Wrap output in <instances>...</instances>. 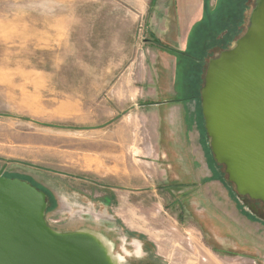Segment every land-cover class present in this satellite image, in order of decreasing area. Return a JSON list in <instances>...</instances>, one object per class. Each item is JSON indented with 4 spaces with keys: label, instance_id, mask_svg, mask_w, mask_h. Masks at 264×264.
Wrapping results in <instances>:
<instances>
[{
    "label": "rangeland",
    "instance_id": "1",
    "mask_svg": "<svg viewBox=\"0 0 264 264\" xmlns=\"http://www.w3.org/2000/svg\"><path fill=\"white\" fill-rule=\"evenodd\" d=\"M255 2L0 0V176L45 193L51 230L98 233L113 264H264V204L215 159L201 108ZM176 95L199 152L163 141Z\"/></svg>",
    "mask_w": 264,
    "mask_h": 264
},
{
    "label": "water",
    "instance_id": "2",
    "mask_svg": "<svg viewBox=\"0 0 264 264\" xmlns=\"http://www.w3.org/2000/svg\"><path fill=\"white\" fill-rule=\"evenodd\" d=\"M249 20L236 44L209 60L201 108L215 159L239 193L264 204V0ZM45 206L30 182L0 176V264H113L94 232L51 230Z\"/></svg>",
    "mask_w": 264,
    "mask_h": 264
},
{
    "label": "crops",
    "instance_id": "3",
    "mask_svg": "<svg viewBox=\"0 0 264 264\" xmlns=\"http://www.w3.org/2000/svg\"><path fill=\"white\" fill-rule=\"evenodd\" d=\"M193 9L191 10L190 14H187L182 19L178 20L176 22V27L173 29L174 33L179 32V29L185 27V25H189V23L196 21L197 18H199L202 15V5L200 1H193L192 2ZM174 33L172 36L174 37ZM178 35V33H176ZM174 78V75H173ZM179 96L176 95L174 98V102L177 107L173 111H170L168 113V116H165L164 119L166 120L167 126L171 127V132L168 134L163 135V141L164 142H175L177 141L179 144H182L184 146H194L193 148L196 149V152H199L200 147V140L201 136L205 137V134H202L199 130H195V116L191 114L188 110H186L187 102L182 97L181 99H178ZM187 97V96H183ZM193 115V116H192ZM197 124V121H196ZM167 135V136H166ZM198 145V146H197ZM164 148V147H163ZM163 151V150H162ZM165 153V151H164ZM201 153V152H200ZM202 153L200 154V156ZM191 158V155L189 154V151H184V156L182 155L181 158ZM196 160L198 163H200V159L198 156L196 157ZM189 164V162H188ZM186 165V164H185ZM206 174H202L198 178H192L193 181H203L206 177ZM186 177H190V174H182L180 173L177 175L174 180L178 182H184L186 180Z\"/></svg>",
    "mask_w": 264,
    "mask_h": 264
},
{
    "label": "bare ground",
    "instance_id": "4",
    "mask_svg": "<svg viewBox=\"0 0 264 264\" xmlns=\"http://www.w3.org/2000/svg\"><path fill=\"white\" fill-rule=\"evenodd\" d=\"M95 234V235H94ZM92 236L99 239V241L103 244L104 243V247L105 250H106V253H107V259L110 260L111 262H113V257H112V254H111V248H109V246L107 245L106 242H104V239L98 234V233H94ZM102 240V241H101Z\"/></svg>",
    "mask_w": 264,
    "mask_h": 264
},
{
    "label": "flooded vegetation",
    "instance_id": "5",
    "mask_svg": "<svg viewBox=\"0 0 264 264\" xmlns=\"http://www.w3.org/2000/svg\"><path fill=\"white\" fill-rule=\"evenodd\" d=\"M207 139H209L208 137H207ZM210 145V144H209Z\"/></svg>",
    "mask_w": 264,
    "mask_h": 264
},
{
    "label": "trees",
    "instance_id": "6",
    "mask_svg": "<svg viewBox=\"0 0 264 264\" xmlns=\"http://www.w3.org/2000/svg\"><path fill=\"white\" fill-rule=\"evenodd\" d=\"M194 62H195V60H194ZM192 63H193V61H192Z\"/></svg>",
    "mask_w": 264,
    "mask_h": 264
}]
</instances>
